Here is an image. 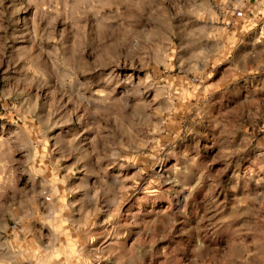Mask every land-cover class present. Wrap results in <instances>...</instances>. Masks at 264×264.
Instances as JSON below:
<instances>
[{
    "label": "rangeland",
    "instance_id": "rangeland-1",
    "mask_svg": "<svg viewBox=\"0 0 264 264\" xmlns=\"http://www.w3.org/2000/svg\"><path fill=\"white\" fill-rule=\"evenodd\" d=\"M264 0H0V264H264Z\"/></svg>",
    "mask_w": 264,
    "mask_h": 264
},
{
    "label": "built area",
    "instance_id": "built-area-1",
    "mask_svg": "<svg viewBox=\"0 0 264 264\" xmlns=\"http://www.w3.org/2000/svg\"><path fill=\"white\" fill-rule=\"evenodd\" d=\"M255 17H257L256 32L260 36L264 35V6H262V9L257 10Z\"/></svg>",
    "mask_w": 264,
    "mask_h": 264
}]
</instances>
